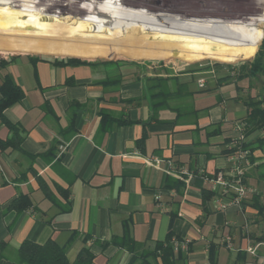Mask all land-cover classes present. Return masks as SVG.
Instances as JSON below:
<instances>
[{
	"label": "crops",
	"instance_id": "0c3cea01",
	"mask_svg": "<svg viewBox=\"0 0 264 264\" xmlns=\"http://www.w3.org/2000/svg\"><path fill=\"white\" fill-rule=\"evenodd\" d=\"M9 19V32L27 28L18 18ZM21 35L0 38V84L8 75L24 92L20 102L3 112L21 134L17 147H0V241H7V255L25 239L42 243L51 238L66 246L70 263L87 246L94 254L92 264H127L130 252L111 242L127 225L138 252L151 251L169 230L190 239L186 251H173L171 264H262L247 250L264 242L256 239L264 229L258 230L260 215L251 197L241 210L232 205L217 209L219 189L206 179L227 168L233 124L247 114L251 87L237 80L245 78L204 79L199 87L200 78L189 72L164 75L157 68L136 73L121 65H56L54 58L29 53L87 50L124 56L118 43H150L141 34L128 37L106 30L97 36L105 42L79 43L81 48L72 49L44 48ZM201 60L190 55L180 65L197 67ZM169 63L176 64L170 55ZM102 113L116 121L108 131L100 129ZM9 136L0 120V140ZM262 136L264 130L247 139ZM252 156L244 180L262 200L264 180L258 168L264 148L253 149ZM181 169L193 174H181ZM20 194L31 205L17 212L9 204ZM226 235L231 247L222 241ZM259 252L264 254V246ZM160 257L158 253V264ZM0 264L20 263L6 256Z\"/></svg>",
	"mask_w": 264,
	"mask_h": 264
},
{
	"label": "rangeland",
	"instance_id": "374dc122",
	"mask_svg": "<svg viewBox=\"0 0 264 264\" xmlns=\"http://www.w3.org/2000/svg\"><path fill=\"white\" fill-rule=\"evenodd\" d=\"M2 1L6 2V7L0 8V13H5V16L23 19L27 22L25 23L27 24V28L9 32L13 24L12 19L0 16V38L12 35L13 37H10L16 39L18 33V35L22 34L21 36L25 35L24 37L26 40L37 42L44 48L66 46L72 49L74 47L81 48L80 45H77L79 43L90 44L105 42L97 41V36L107 30L116 35L126 34L128 37L141 34L145 41H151L159 37L162 42L161 44H143L141 41H136L131 44L117 42L118 46L116 47L122 49L121 52L124 56H104L97 52H88L87 50H80V52L65 51L63 53H54L49 50L29 52L40 57L65 60L69 57L77 56L81 60L87 61L86 63L95 66L114 67L121 65L125 66V70L134 71L136 73H139L141 68L150 70L152 68H157L161 70L158 73L164 75H172L173 73L183 71L189 72L193 78L197 77L203 80L211 79L217 82H219V77H224L220 82L234 79L237 74L229 69L234 63H236L238 69L240 63L239 57L243 54L246 47L254 49L248 68L255 63L258 57H261V60L264 61V47L261 45L264 39V0ZM17 3L22 5V11L24 13L13 10L17 8L15 5ZM133 10H143L154 14L149 16H137L127 13H132ZM253 19H255V21H253ZM251 20L253 22L239 27L226 24L230 22L242 24ZM37 22L41 23L34 25ZM257 29L260 35L255 44L253 39L255 38ZM233 33H237L242 36L243 39L230 40L223 44L220 43L219 45L214 43L207 45L200 40H195L187 44L170 43L174 37L182 41L191 40L187 37L228 40ZM237 34L235 36H237ZM147 37H149V39ZM143 49H147L148 51L158 50L162 52L160 55L164 54L163 52L166 50L174 49L176 52H179V55L176 57L172 55L176 64L147 63L144 59H139V57L143 56ZM188 51H192L190 54L192 57L202 58L200 66L197 64V67H187L178 63V60L183 58L181 55ZM17 52L21 51H13L12 53ZM227 52H231L232 55L221 62L226 68H219L220 63H215V61L219 55H223ZM12 53L6 52L4 55L6 58H11ZM247 69L241 70V73H247ZM244 78L246 80H237L241 85L244 81L249 83L251 87L249 94L256 95L258 99L263 101L264 73L259 75L258 78ZM244 96H246V94H244ZM262 105L264 106V102H262ZM263 186L264 184L261 185L262 193H264ZM262 201L264 202V198ZM256 220L258 222V230L262 231L264 229V213L258 216ZM259 236H261V234H258V237Z\"/></svg>",
	"mask_w": 264,
	"mask_h": 264
},
{
	"label": "trees",
	"instance_id": "16d2710c",
	"mask_svg": "<svg viewBox=\"0 0 264 264\" xmlns=\"http://www.w3.org/2000/svg\"><path fill=\"white\" fill-rule=\"evenodd\" d=\"M17 6L16 9H13L17 12H23L22 11V5L17 3L15 4ZM24 13V12H23ZM21 24H24L25 26L27 24L26 21L23 19H18ZM237 33H233L231 38L227 39H201V38H192L187 37L191 40H178L174 37L173 40L170 41V43L174 44H187L189 42L200 40L205 42L207 45H210L212 43L219 45L220 43L223 44L230 40H240L243 39L242 36L238 35L235 36ZM260 35L259 30L257 29V33L255 35V38L253 39V42L256 44L257 39ZM250 37V35H249ZM149 39V37H147ZM193 39V40H192ZM160 41L159 37H156L150 41ZM141 43L144 44V41L140 39ZM149 43V42H148ZM261 45L264 47V39L261 42ZM143 56L139 57V59L147 60L151 57L159 56L160 53L158 50L148 51L147 49H143ZM192 51H188L183 53L181 56L183 57L181 60H178L179 64H183L189 57ZM254 49L251 47H246L244 49L243 54L239 57L240 63L238 66V71L246 70L250 66V59L252 58ZM167 55L170 56H178L179 52H176L174 49L166 50L165 52ZM231 52H227L223 55H219L217 57V60L215 63H221L223 60L229 56H231ZM167 60H164L160 62V64H165ZM4 59L3 56L0 54V63H3ZM54 64L56 65H79V64H88L87 61L81 60L77 56H72L67 59H54ZM247 73L245 74H237L235 77L238 78H244V77H257L264 73V61L261 60V57H258L255 63L247 69ZM0 120L1 122L8 127L10 136L4 140H0V147L5 146H16L21 140V134L19 130V126L16 123H12L9 121L3 114L4 110L11 106L14 103L20 102L21 99L24 96V92L21 89V87L16 84L8 75H4L2 78V82L0 84ZM262 100L258 99L256 95L249 94L245 99V105L247 109L246 116L241 119V121L245 122V135L248 136L249 134L255 132L264 130V106L262 105ZM107 121V123H106ZM114 118L109 117L107 113L101 114V122H100V129L104 131H108L113 127ZM122 122H125L122 121ZM118 123V122H117ZM243 146L249 150V159L250 162H253V156L252 151L253 149H263L264 148V136L257 137L254 141L249 142L248 140L244 142ZM262 171L259 173V177L264 180V162L259 164V168ZM211 193H207L205 198H209ZM251 206L257 211L259 215L264 213V202L260 199L259 193H254L251 196ZM69 202H67L68 204ZM249 202L246 203L248 205ZM31 205V201L25 194H20L16 196L9 204L10 208L15 209L17 212L26 209ZM61 209L65 210L66 208L61 206ZM175 237L178 240H181V238L177 235H175L171 230L168 231L166 238L162 242H156L154 248L151 251H136V242L133 240V238L130 235V231L127 225H124L122 235L120 236H114L111 239V242L117 246L126 248L131 256L129 258V261L127 264H158L156 262V256L158 253L161 254V261L162 264H171L169 261L170 258L173 256V246L171 243V238ZM89 236H84L83 241H87ZM257 240H264V232L261 234V236L256 238ZM106 244V242L104 243ZM102 244V245H104ZM7 247V241L1 240L0 241V258L3 257H13L14 260L20 264H92L94 254L90 251V248L87 246H82L76 256V259L73 263H70L66 257V246L60 245L56 243L53 239L49 238L46 241L40 243L35 242L32 240L25 239L23 240L18 248L13 250L9 255L5 253V249ZM169 262V263H168Z\"/></svg>",
	"mask_w": 264,
	"mask_h": 264
},
{
	"label": "built area",
	"instance_id": "2783aa9c",
	"mask_svg": "<svg viewBox=\"0 0 264 264\" xmlns=\"http://www.w3.org/2000/svg\"><path fill=\"white\" fill-rule=\"evenodd\" d=\"M198 86H204V80L198 79ZM245 122L236 121L233 124V137L231 143L228 146L227 153L225 154V161L227 163L226 169H220L212 176L206 178L211 182L213 189H219V194L216 199V208L225 209L228 206H235L238 210L243 209L249 198L256 192L255 188L247 183L244 178L246 171L251 166L249 159V150L243 146L246 142L247 136L245 135ZM158 161L157 158H152ZM174 168V167H173ZM177 171V169H175ZM181 174L191 176L193 173L187 169L178 170ZM158 199V196L155 197ZM222 241L227 247H231V237L226 235ZM171 243L174 250L188 249L190 239L183 238L178 240L175 237L171 238ZM264 246V242H257L247 248L248 252L260 258L262 264H264V254L259 252V246Z\"/></svg>",
	"mask_w": 264,
	"mask_h": 264
},
{
	"label": "bare ground",
	"instance_id": "6f19581e",
	"mask_svg": "<svg viewBox=\"0 0 264 264\" xmlns=\"http://www.w3.org/2000/svg\"><path fill=\"white\" fill-rule=\"evenodd\" d=\"M132 2V1H131ZM6 7V2L0 0V8H4ZM129 14H133V15H137V16H149L151 14H154V13H149V12H145L143 10H133V12H127ZM201 13V12H200ZM225 17V16H224ZM234 17V16H233ZM234 20V19H233ZM240 21V20H239ZM253 21H255V19H253ZM252 20L251 21H247V22H244V23H237V22H230V23H226V24H230V25H233V26H236V27H239V26H244V25H247L251 22H253ZM211 22H219V21H211ZM222 22V21H221ZM225 23V22H224ZM168 59V55L166 53L164 54H161L159 56H153L149 59H147L145 62L149 63V62H162L164 60H167ZM220 67H225V65L223 63H220L219 65ZM230 71H237V65L236 63H234L231 68L229 69Z\"/></svg>",
	"mask_w": 264,
	"mask_h": 264
},
{
	"label": "water",
	"instance_id": "95a60500",
	"mask_svg": "<svg viewBox=\"0 0 264 264\" xmlns=\"http://www.w3.org/2000/svg\"><path fill=\"white\" fill-rule=\"evenodd\" d=\"M263 102H264V98H263Z\"/></svg>",
	"mask_w": 264,
	"mask_h": 264
}]
</instances>
